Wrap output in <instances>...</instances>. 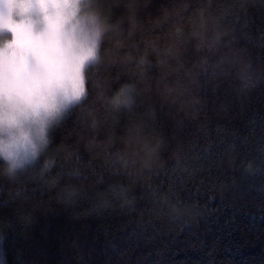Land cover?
Returning a JSON list of instances; mask_svg holds the SVG:
<instances>
[{
	"label": "clouds",
	"instance_id": "9594fccd",
	"mask_svg": "<svg viewBox=\"0 0 264 264\" xmlns=\"http://www.w3.org/2000/svg\"><path fill=\"white\" fill-rule=\"evenodd\" d=\"M258 14L264 0H0V264L8 229L57 206L151 242L194 233L217 196L264 199V127H229L264 92Z\"/></svg>",
	"mask_w": 264,
	"mask_h": 264
},
{
	"label": "trees",
	"instance_id": "16d2710c",
	"mask_svg": "<svg viewBox=\"0 0 264 264\" xmlns=\"http://www.w3.org/2000/svg\"><path fill=\"white\" fill-rule=\"evenodd\" d=\"M256 25L264 26V16L258 14ZM252 121L264 127V92L254 94L229 127L239 136ZM208 207L194 233L145 242L118 216L74 219L57 206L37 214L26 231L8 229L5 258L7 264H78L79 255V264H115L123 254L118 264H264V199L240 192L217 196ZM0 218L12 219L11 210L0 209Z\"/></svg>",
	"mask_w": 264,
	"mask_h": 264
}]
</instances>
